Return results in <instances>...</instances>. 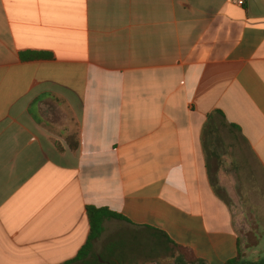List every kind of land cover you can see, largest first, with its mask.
Returning a JSON list of instances; mask_svg holds the SVG:
<instances>
[{"label":"crops","instance_id":"1","mask_svg":"<svg viewBox=\"0 0 264 264\" xmlns=\"http://www.w3.org/2000/svg\"><path fill=\"white\" fill-rule=\"evenodd\" d=\"M243 147L264 170V0H0V264H227ZM88 206L131 235L78 259Z\"/></svg>","mask_w":264,"mask_h":264},{"label":"rangeland","instance_id":"2","mask_svg":"<svg viewBox=\"0 0 264 264\" xmlns=\"http://www.w3.org/2000/svg\"><path fill=\"white\" fill-rule=\"evenodd\" d=\"M239 145L247 144L242 141ZM235 158L237 174L233 173V176L242 179V184L247 187L248 191L244 193L249 194V196L242 199V205L239 199L227 200L235 206L238 213L245 212L244 221L238 225L237 232L241 239L242 257L244 258L245 249L250 248L249 262L254 263L256 258L264 260V170L252 157L247 147L236 151ZM228 178H230L229 175ZM125 226L122 222L110 224L104 237L109 239L131 235V231L125 229ZM258 240H260L259 246L254 247ZM174 256L173 252L164 249L162 264H177L174 261Z\"/></svg>","mask_w":264,"mask_h":264},{"label":"trees","instance_id":"3","mask_svg":"<svg viewBox=\"0 0 264 264\" xmlns=\"http://www.w3.org/2000/svg\"><path fill=\"white\" fill-rule=\"evenodd\" d=\"M217 116H221L223 117V114L220 112H216L214 114H211L209 117V122L207 124V126L205 127L204 133H203V141H205V145H206V137H211L214 133H213V123L216 121ZM226 124V126L228 128H231L230 130L233 132V130H238V127H235L234 125H229L226 121L224 122ZM74 149L77 148V146H73ZM87 216L89 218V222H90V235H89V239L87 244L85 245V247L82 249V251L80 252L78 259L82 258L83 256H85L93 247V244L96 240H98L99 238L102 237V235L105 232V223L107 221H119V222H126V223H131V221L129 219H127L125 216L116 213L108 208H97L94 206H88L87 207ZM162 236L168 240L171 244H173L177 250L182 254V247H180L179 245H176L175 243H173V241L164 233L162 232ZM256 246V245H255ZM241 244L239 243V251L237 253V256L230 260L227 264H264V260H260L257 262H247L244 260V258L242 257V252H241ZM191 264H204L202 261H197V262H192Z\"/></svg>","mask_w":264,"mask_h":264}]
</instances>
